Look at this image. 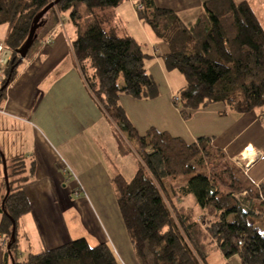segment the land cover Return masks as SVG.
Instances as JSON below:
<instances>
[{
  "label": "trees",
  "instance_id": "1",
  "mask_svg": "<svg viewBox=\"0 0 264 264\" xmlns=\"http://www.w3.org/2000/svg\"><path fill=\"white\" fill-rule=\"evenodd\" d=\"M52 1L0 0V25H7L3 42L10 54L0 100L17 73L35 17ZM122 1L58 0L39 19L26 55L46 19L56 23L65 14L74 30L73 56L87 87L121 142L137 150L132 179L116 174L112 181L138 264H227L231 258L239 264H264V231L254 220L264 217V193L242 167L211 147L209 137L186 143L154 129L139 135L119 103L120 93L135 98L158 93L140 44L119 22L116 9ZM133 6L137 18L166 43L164 67L184 77L175 93L184 118L210 103L237 113L264 108V28L247 1L208 0L189 23L153 0H134ZM3 165L4 264H121L107 243L90 245L85 237L28 252L18 261L19 219L30 210L24 187L34 164L17 156ZM189 195L200 212L185 204Z\"/></svg>",
  "mask_w": 264,
  "mask_h": 264
},
{
  "label": "crops",
  "instance_id": "2",
  "mask_svg": "<svg viewBox=\"0 0 264 264\" xmlns=\"http://www.w3.org/2000/svg\"><path fill=\"white\" fill-rule=\"evenodd\" d=\"M133 1L123 0L117 16L140 44L146 55L145 70L158 90L154 98L118 96L137 133L145 135L154 129L186 143L209 137L211 147L246 166V176L264 193V108L237 113L222 103H210L184 118L172 100L183 84L176 85L178 75L163 64L167 45L137 18ZM206 1L153 0L184 23L194 22ZM242 1H247L264 28V0H233ZM60 18L56 23L46 19L39 40L20 62L0 100V130L10 125L20 143L10 159L0 149V160L4 164L23 156L34 164L24 187L30 210L19 219L18 261L28 252L85 237L92 245L107 243L121 264H138L112 181L116 174L125 177V168L134 175L137 150L121 142L87 87L71 48L74 30L65 14ZM48 38L51 42L45 43ZM11 144L6 142L8 147ZM4 252L0 235V264H4ZM226 263L239 264L234 258Z\"/></svg>",
  "mask_w": 264,
  "mask_h": 264
},
{
  "label": "rangeland",
  "instance_id": "3",
  "mask_svg": "<svg viewBox=\"0 0 264 264\" xmlns=\"http://www.w3.org/2000/svg\"><path fill=\"white\" fill-rule=\"evenodd\" d=\"M6 33H7V25L1 24L0 25V40L4 39ZM174 71L176 72V74L178 75V78H179V80L176 82V85L180 86L181 83L184 84L185 80H184V77L182 76V74L179 73L176 70H174ZM5 128L6 129H4L2 131L0 130V149H1V151H3V153L6 156V158L10 159V155L11 154L18 152V149L20 147V143H18V139L14 138V135L12 134V131H14V129H12L11 126L8 125V124L6 125ZM7 141L13 142V144H11L12 145L11 147H8V145H6ZM208 149L211 150V148H208ZM212 153H213V155H212L213 157L219 158V156L217 155L216 152L212 151ZM0 159H1V155H0ZM211 164H213V163H211ZM3 172H4V165H3V162L0 160V179H1L2 175H3ZM123 173H124V175L126 177L125 179L127 181H130L132 179L133 173H132L131 169L125 168L123 170ZM224 179H225L224 180L225 182L228 181L226 176H224ZM187 198H185V200L187 199L185 204L186 203L189 204L190 206H192L193 208H195L196 210H198L200 212L199 208H197V203H196L194 197L192 195H189V196H187ZM244 204H245V206H247V203H244ZM254 220H255V224L257 225L259 230L260 231H264V217L260 216L258 218H255ZM89 242L92 243L91 240H89ZM90 245H92V244H90ZM118 261H119V259H118Z\"/></svg>",
  "mask_w": 264,
  "mask_h": 264
},
{
  "label": "water",
  "instance_id": "4",
  "mask_svg": "<svg viewBox=\"0 0 264 264\" xmlns=\"http://www.w3.org/2000/svg\"><path fill=\"white\" fill-rule=\"evenodd\" d=\"M58 2V0H54L52 1L50 4H48L45 8H43L38 14L37 16L35 17L34 21H33V25L29 31V34H28V38L21 50V53L19 55V58H18V63H20L26 56V53H27V49L28 47L30 46V43L32 41V38L34 36V32L36 30V27H37V23L39 21V19L41 18V16L50 8L52 7L53 5H55L56 3ZM7 85V83L5 84V86ZM8 192V190H7Z\"/></svg>",
  "mask_w": 264,
  "mask_h": 264
},
{
  "label": "built area",
  "instance_id": "5",
  "mask_svg": "<svg viewBox=\"0 0 264 264\" xmlns=\"http://www.w3.org/2000/svg\"><path fill=\"white\" fill-rule=\"evenodd\" d=\"M50 42H51L50 38L45 40V43H50ZM9 56H10V54L6 50L3 40H0V89H1V86L3 85L4 79H5L4 69H5V66L7 65L8 61H9ZM172 100L175 103L178 101V98L176 96H173ZM239 165H240V162H239ZM242 169H243L244 173L246 174L247 173L246 172V166H243Z\"/></svg>",
  "mask_w": 264,
  "mask_h": 264
}]
</instances>
